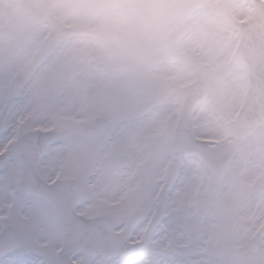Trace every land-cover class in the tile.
<instances>
[{"label":"snow or ice","instance_id":"1","mask_svg":"<svg viewBox=\"0 0 264 264\" xmlns=\"http://www.w3.org/2000/svg\"><path fill=\"white\" fill-rule=\"evenodd\" d=\"M187 154L56 55L0 65V264H233Z\"/></svg>","mask_w":264,"mask_h":264},{"label":"rangeland","instance_id":"2","mask_svg":"<svg viewBox=\"0 0 264 264\" xmlns=\"http://www.w3.org/2000/svg\"><path fill=\"white\" fill-rule=\"evenodd\" d=\"M47 2L53 17L78 16L82 20V27L87 18L97 14L102 18L108 14L111 27L128 33L131 39L125 44L126 49L120 51L119 57L111 58V65L123 59L127 65L136 67L135 71L141 76L143 73H139L138 68L140 57L132 50L138 42L137 38L142 39L141 36L146 41L148 37L154 41L147 62H163V67L179 65L173 73L167 74L166 69L158 73L157 78L169 79L173 85V97L156 109L152 114L154 117L151 116L147 124L141 122L143 136L153 144H169V134L182 103L181 95L190 81H205L207 98L193 118L194 135L208 142L212 158L232 153L234 160L218 187L213 185L205 167L196 160L185 159V170L193 184V194H199L218 206L226 217L223 226L225 246L232 254L233 264H237L236 248L264 223V127L241 134L234 124L235 114L245 94L247 74L231 50L238 41L236 29L239 22L252 14L247 0H191L186 5L177 3L171 9V15L176 20L174 27L168 24L166 28L172 27L168 37L163 35L165 31L158 33L160 27L153 32L152 19L147 21V15L151 18V14L159 13L155 10L162 6V0H119L115 5L103 6L70 3L68 0ZM197 6L201 7L202 17L193 14ZM44 29L29 22L13 5L0 0V65L14 66V53L17 59L29 57L30 60L42 43L40 33ZM153 36L159 37L153 39ZM28 46L33 48L30 56L29 50L26 51ZM162 49L168 50V57L162 56L161 60L153 53ZM42 54L43 50L39 55ZM76 57L75 62L80 67L88 73L94 72L91 74L92 80L114 90L126 102L138 108L140 114L149 108L146 90H143L144 95L141 93L144 82L141 81L139 86L129 83L133 81L127 82L125 73L122 76L117 73L114 80L105 82L108 77L104 67L109 65L103 61V55H96L92 43L80 40ZM181 68L186 70L188 77ZM184 79L186 84L179 87L177 84ZM247 221L251 222L248 227L244 225Z\"/></svg>","mask_w":264,"mask_h":264},{"label":"water","instance_id":"3","mask_svg":"<svg viewBox=\"0 0 264 264\" xmlns=\"http://www.w3.org/2000/svg\"><path fill=\"white\" fill-rule=\"evenodd\" d=\"M26 12H34L46 16L48 10L43 0H15ZM31 9V11H30ZM257 14L253 20L242 25L240 30L241 44L240 55L243 58L250 73L249 92L237 116V126L242 130L264 124V8L257 7ZM121 47V46H113ZM164 92L153 100H162ZM205 89L203 85L191 86L188 90L185 107L181 113L175 134L174 144H182L188 154L198 155L207 165L216 184L223 178L224 172L230 163V157H224L219 161H212L207 154L204 143L195 142L192 139L191 117L196 107L204 100ZM201 146L203 148H201ZM264 226L249 240L246 245L237 251L239 264H264V253L261 252V239Z\"/></svg>","mask_w":264,"mask_h":264},{"label":"clouds","instance_id":"4","mask_svg":"<svg viewBox=\"0 0 264 264\" xmlns=\"http://www.w3.org/2000/svg\"><path fill=\"white\" fill-rule=\"evenodd\" d=\"M70 3H90L97 5H115L119 0H68ZM65 25H71L69 31H80L82 20L77 16H68L63 21ZM90 38L104 46H122L129 42L130 35L126 32L120 31L116 28H105L99 25H90L88 28Z\"/></svg>","mask_w":264,"mask_h":264},{"label":"flooded vegetation","instance_id":"5","mask_svg":"<svg viewBox=\"0 0 264 264\" xmlns=\"http://www.w3.org/2000/svg\"><path fill=\"white\" fill-rule=\"evenodd\" d=\"M95 21L92 22L94 24ZM62 46L60 47L59 55L62 57L63 60L72 62L74 55L76 53V47L78 45L77 41H73L70 39L62 40ZM103 56L107 58L111 57V52L108 50H104Z\"/></svg>","mask_w":264,"mask_h":264}]
</instances>
